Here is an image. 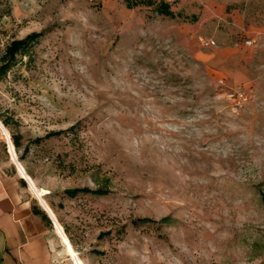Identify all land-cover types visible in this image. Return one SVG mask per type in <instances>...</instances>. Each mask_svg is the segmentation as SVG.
<instances>
[{
    "label": "rangeland",
    "instance_id": "rangeland-1",
    "mask_svg": "<svg viewBox=\"0 0 264 264\" xmlns=\"http://www.w3.org/2000/svg\"><path fill=\"white\" fill-rule=\"evenodd\" d=\"M156 1L181 16L0 0V56L43 33L0 78V161L82 264H264V0ZM84 187L107 194L64 193Z\"/></svg>",
    "mask_w": 264,
    "mask_h": 264
},
{
    "label": "crops",
    "instance_id": "crops-1",
    "mask_svg": "<svg viewBox=\"0 0 264 264\" xmlns=\"http://www.w3.org/2000/svg\"><path fill=\"white\" fill-rule=\"evenodd\" d=\"M0 161V264H55L53 242Z\"/></svg>",
    "mask_w": 264,
    "mask_h": 264
},
{
    "label": "trees",
    "instance_id": "trees-1",
    "mask_svg": "<svg viewBox=\"0 0 264 264\" xmlns=\"http://www.w3.org/2000/svg\"><path fill=\"white\" fill-rule=\"evenodd\" d=\"M124 4L127 8L132 9L134 7L140 6V5H146V6H153L154 11L158 13L159 15H163L169 18H175L176 16L180 17L181 15H176L170 8V5L168 2L165 1H156V0H123ZM196 18L193 16L191 17V20L194 21ZM43 33L42 32H33L21 39H15L12 40L4 49L2 55L0 56V78L4 77L11 69L12 67L17 63V60H21L25 56L30 57L32 54V51L35 47V45L39 42V40L42 38ZM3 123V122H2ZM5 125V123H3ZM73 130V127H70L67 130L63 131H56V132H49L45 138L51 137V136H59L60 134H65L67 132H70ZM12 144L15 148H19L21 146V136L19 134H14L11 137ZM42 138H37L34 141L39 142ZM22 185H25L24 181H20ZM64 193L68 197H75L78 193H85V194H93V195H105L107 194V190L103 189L101 187H98L96 189H90L87 187L84 188H73V189H67L64 191ZM261 201L264 204V193H261L260 195ZM31 212L34 216L38 217L40 221L45 225H50V220L46 213L39 209L36 205L31 206ZM170 217H164L158 221H154L150 218H137L132 221V225L135 227H138L143 224L147 223H169L171 222Z\"/></svg>",
    "mask_w": 264,
    "mask_h": 264
},
{
    "label": "bare ground",
    "instance_id": "bare-ground-1",
    "mask_svg": "<svg viewBox=\"0 0 264 264\" xmlns=\"http://www.w3.org/2000/svg\"><path fill=\"white\" fill-rule=\"evenodd\" d=\"M0 127H2V125L0 124ZM4 130V128H3ZM5 137H6V143L8 145V148H9V152L12 156V159L15 160V153H14V147H13V144L11 142V139L9 138L8 134L5 132ZM17 166H18V169H19V172H20V177L28 180V182L30 183V186L32 185V182L31 180L29 179L28 175L19 167L18 163H16ZM42 208L46 211V213L54 220V225H55V228L57 230V233L59 235V237L61 238L62 240V243L64 245V248H65V251H66V254L67 256H69L72 264H82V262L77 258L76 256V253L74 251V249L72 248L68 238L65 236L64 232L62 231L61 227L58 225V223L56 222L55 218H54V215L50 209V207L43 201L42 199V195H43V191L41 190H36L34 187H32Z\"/></svg>",
    "mask_w": 264,
    "mask_h": 264
},
{
    "label": "built area",
    "instance_id": "built-area-1",
    "mask_svg": "<svg viewBox=\"0 0 264 264\" xmlns=\"http://www.w3.org/2000/svg\"><path fill=\"white\" fill-rule=\"evenodd\" d=\"M249 43H250V42H248V44H249ZM208 44H214V43H213V42H210V43H209V42H207V43H206V45H208Z\"/></svg>",
    "mask_w": 264,
    "mask_h": 264
}]
</instances>
